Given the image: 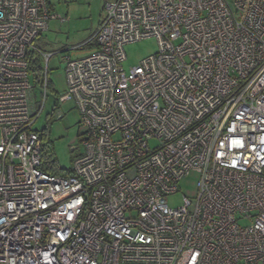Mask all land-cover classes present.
<instances>
[{"label": "built area", "instance_id": "2783aa9c", "mask_svg": "<svg viewBox=\"0 0 264 264\" xmlns=\"http://www.w3.org/2000/svg\"><path fill=\"white\" fill-rule=\"evenodd\" d=\"M104 13L91 55L58 51L52 112L73 103L83 148L61 177L42 169L53 53L35 42L68 18L0 0V264H264V0H115ZM148 38L157 52L125 72L124 46ZM190 174L195 196L170 208Z\"/></svg>", "mask_w": 264, "mask_h": 264}, {"label": "rangeland", "instance_id": "374dc122", "mask_svg": "<svg viewBox=\"0 0 264 264\" xmlns=\"http://www.w3.org/2000/svg\"><path fill=\"white\" fill-rule=\"evenodd\" d=\"M111 2L115 0H63L60 4L56 1L51 2L56 11L54 14L68 17L67 22L49 21L48 31L36 40L35 46L42 53H53L47 65L48 77L55 97L63 94L65 90L64 64L60 63L58 51L66 52L63 55L71 59H81V57L91 55L95 51L93 34L104 20L106 4ZM73 47H78V49L72 50ZM123 49L125 53L123 69L127 72L131 67L138 65L143 58L157 52L158 47L155 38H148L140 42L129 43ZM41 65L45 67L42 62ZM34 95L39 109L42 97L38 90L34 91ZM46 101L44 109L40 112L41 116L35 123V128L38 130L44 127L49 128L51 148L56 162L61 170H70L73 158L83 153L80 139L77 136L78 112L73 103L59 104L52 112L54 101L50 93ZM196 178L197 175L190 174L179 182L177 192L166 197V204L170 208H176L180 206L183 198L192 199L196 194Z\"/></svg>", "mask_w": 264, "mask_h": 264}, {"label": "trees", "instance_id": "16d2710c", "mask_svg": "<svg viewBox=\"0 0 264 264\" xmlns=\"http://www.w3.org/2000/svg\"><path fill=\"white\" fill-rule=\"evenodd\" d=\"M42 72H43V65H41L40 58L38 56L34 57V61L30 66V78L32 79L33 84L40 85L42 80ZM49 93L51 94L52 98L56 100V97L54 95V90L52 89L51 82L49 80L48 87ZM57 104H55V107ZM39 135L42 141V169L47 174H54L57 176H64L68 177L72 173L70 170H61L59 168L58 162H56V159L54 157V152L51 148V141L49 138V128L44 127L41 130H39Z\"/></svg>", "mask_w": 264, "mask_h": 264}, {"label": "crops", "instance_id": "0c3cea01", "mask_svg": "<svg viewBox=\"0 0 264 264\" xmlns=\"http://www.w3.org/2000/svg\"><path fill=\"white\" fill-rule=\"evenodd\" d=\"M53 1H56L57 3H61V1H63V0H46V3L50 6L49 8H50V10H51V13L52 14H54V13H56V11H55V7H53V4H51V2H53ZM55 15V14H54ZM56 15H59V16H62V15H60V14H56ZM63 17V16H62ZM66 18H68V17H66ZM56 21H58V20H56Z\"/></svg>", "mask_w": 264, "mask_h": 264}]
</instances>
